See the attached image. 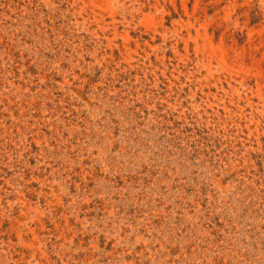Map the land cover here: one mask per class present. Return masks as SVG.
<instances>
[{
  "label": "rangeland",
  "instance_id": "rangeland-1",
  "mask_svg": "<svg viewBox=\"0 0 264 264\" xmlns=\"http://www.w3.org/2000/svg\"><path fill=\"white\" fill-rule=\"evenodd\" d=\"M0 264H264V0H0Z\"/></svg>",
  "mask_w": 264,
  "mask_h": 264
}]
</instances>
